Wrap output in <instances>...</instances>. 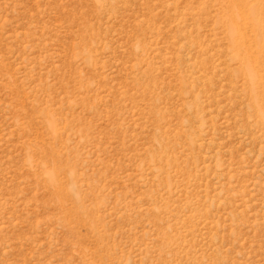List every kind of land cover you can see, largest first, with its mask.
<instances>
[{
    "label": "rangeland",
    "instance_id": "374dc122",
    "mask_svg": "<svg viewBox=\"0 0 264 264\" xmlns=\"http://www.w3.org/2000/svg\"><path fill=\"white\" fill-rule=\"evenodd\" d=\"M251 1L0 0V264H264Z\"/></svg>",
    "mask_w": 264,
    "mask_h": 264
},
{
    "label": "bare ground",
    "instance_id": "6f19581e",
    "mask_svg": "<svg viewBox=\"0 0 264 264\" xmlns=\"http://www.w3.org/2000/svg\"><path fill=\"white\" fill-rule=\"evenodd\" d=\"M247 6H248L247 10L248 11H253V15L254 16L258 15L257 14V11H258V0H255L254 2L251 1L250 3L247 4ZM230 32L232 34V37H238V30H237V26L236 25H232L231 26ZM260 51L264 55V46L263 45H260ZM246 61H247L246 62V68H245L246 74L249 77L250 81L255 83L254 80L256 81V71H254L251 68L249 59L246 60Z\"/></svg>",
    "mask_w": 264,
    "mask_h": 264
}]
</instances>
